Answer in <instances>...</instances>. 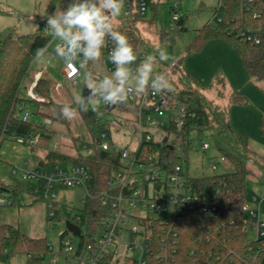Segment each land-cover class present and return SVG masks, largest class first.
Listing matches in <instances>:
<instances>
[{
  "label": "rangeland",
  "instance_id": "1",
  "mask_svg": "<svg viewBox=\"0 0 264 264\" xmlns=\"http://www.w3.org/2000/svg\"><path fill=\"white\" fill-rule=\"evenodd\" d=\"M72 0H57L52 12H47L50 0H0V38L8 35L20 36L32 34L40 24L47 25V17L55 12L57 8L66 9ZM132 11L135 12L136 0H132ZM178 4L176 16L178 20L185 19V27L187 31L180 33L176 38L171 49L165 48L169 59L160 60L159 51L161 44L159 43V35L162 31L170 30L174 27L176 21L174 17V5ZM146 10L139 22H127L126 20L116 18L113 23L116 29L123 33L124 30L130 29L131 37L138 36L141 44L137 46V60L132 67L133 69L139 65L141 60L153 55L157 58L155 71L163 73L167 76L169 82L173 86L172 95L179 91L191 92L200 96L204 100L209 113H218L226 118L230 126L234 129L244 132L250 140V150L245 154V160L242 165L249 171V180L245 185V195L247 199L256 197L264 200V186L259 178L258 167L253 155H257L256 146L258 142V134L256 128L250 126L247 122L246 128H239L233 121L231 115L234 109L230 111L227 108L228 101L233 95L242 93V87L247 83L252 85L262 96H264V80L250 81L243 80L242 84H238L245 74L241 70L235 55L232 53L228 45L223 41H212L207 43L202 49L193 53L187 51L188 46L193 41L197 32L208 22L212 23V18L218 6V0H145ZM128 0H124L121 16L125 15ZM149 20H152L149 22ZM37 26V27H36ZM125 35V34H124ZM58 38H54L51 42V50L58 42ZM50 44V45H51ZM50 50V51H51ZM46 57V56H45ZM44 59L35 62L29 68L34 72L37 68L42 69ZM62 66H64L63 61ZM172 62H176V68L170 69ZM61 63L57 57L52 58L48 65V71L52 76L56 77L57 82L61 84L60 92L62 96H53V102L62 107L65 104H70L77 108L75 97L82 96L85 89L84 67L81 71V77L77 79V84L63 80L59 74ZM63 70V68H62ZM91 71L97 74L110 75L112 71L108 70L107 56L102 57L99 63L90 66ZM29 77L20 89V97H27V86ZM54 86V85H53ZM138 95V94H137ZM187 96L186 93L183 95ZM38 103L49 105L51 101L39 98ZM40 104L34 105L28 103L27 110L30 112L29 122L36 124L42 122L46 117L35 114L36 108L40 111L52 114L51 107H39ZM37 106V107H36ZM90 107L102 110L101 104L98 106L89 105ZM244 106L249 109H259L258 106L251 102H247ZM117 117L122 112L112 110L110 117ZM260 113V112H259ZM125 118L122 119L123 127L120 130L111 128L109 130V139L107 142L113 145L114 148L133 151L137 148V135L139 133L137 118L132 113H125ZM48 119V118H47ZM66 126L58 125V122H52L47 126L50 130L41 136L39 144L36 148H29L25 145L16 143L13 139L4 138L0 143V186H4L11 190V193H1L0 198L5 200L4 205H0V225H11L20 230L21 233L30 238H44L48 245L53 249L54 253L59 251L60 236L66 231L67 219L73 218L80 212L81 200L84 197V189L80 186H55L53 191L55 199H42L30 193L27 188L29 182L26 181L25 175L32 174L35 169H39L42 173L55 172L57 170L65 171L69 176L72 164L69 162L49 164L45 157L48 152H56L63 154L67 158H74L81 148L80 142L73 141L72 138L82 136L84 141L90 143L91 132L88 126L83 123L79 114L73 120H67ZM238 127V128H237ZM93 132H97L93 128ZM154 137H163L161 132L149 130ZM191 148L183 155H178L182 162L183 171L191 178H202L214 174L230 173L235 171V167L225 168L218 165L216 171L209 169V162H215L220 156L215 147V132L214 130L206 131L202 135L197 133L191 134ZM206 142L209 145L208 150L201 151L200 143ZM56 144V145H55ZM89 145V144H87ZM90 146V145H89ZM193 148V149H192ZM251 151V152H250ZM175 154V153H174ZM45 162V165L38 167L39 163ZM260 167L264 168V163L259 159ZM31 185V184H30ZM15 186V187H13ZM15 189V191H12ZM14 194H13V193ZM10 203V204H8ZM55 203V204H54ZM264 205V203H263ZM64 211H68V218L64 217ZM53 212V216L49 214ZM130 226L134 224L132 220H128ZM73 243L78 239L67 233L66 235ZM251 236V233L249 234ZM120 240L134 245L132 255L138 254L139 247L142 246V241L135 235L120 236ZM118 251L124 253V247L118 245ZM52 254H49L44 264H49V259ZM123 258V256H122ZM6 264H26L24 255L14 256ZM125 264V263H122Z\"/></svg>",
  "mask_w": 264,
  "mask_h": 264
},
{
  "label": "built area",
  "instance_id": "2",
  "mask_svg": "<svg viewBox=\"0 0 264 264\" xmlns=\"http://www.w3.org/2000/svg\"><path fill=\"white\" fill-rule=\"evenodd\" d=\"M222 1L218 0V6L212 18L213 22H208V26L214 27L220 22L218 10ZM177 5L175 2L174 21L178 20L175 13ZM132 7V0H128L125 17H130L134 13ZM135 7V13L143 16L146 10L145 0H136ZM239 11L241 14L249 16L250 21L254 22L255 25H243L238 31V36L245 42L254 45L264 43V0H240ZM44 34L52 35L51 30L47 29V25H44ZM53 40L52 35L51 42ZM104 47L108 70H114V65L108 58L112 42L107 38ZM81 68L79 64L70 66L64 64L63 79L76 84V78L80 76ZM33 87L29 88L27 98L40 102L41 100L33 93ZM60 87L61 84L55 82L54 89L59 92ZM100 104L102 109H107L109 106L103 102ZM114 109L122 112L119 115L121 117H117V113L113 117H110L109 114L100 116V121L104 124L105 129L96 135L97 149L113 152L119 157V168L107 182L110 191L102 195L110 203L112 210L99 221L97 230L84 244H81L79 240L80 236L86 235L85 227L81 224L80 212L73 220H70L67 219L69 212L64 211L66 222L77 226L80 229V234L75 236L67 231V233L74 235L78 241L73 243L66 234L61 240L57 253H54L50 247V254L52 255L49 264L198 263V258L206 254L198 246H201L202 243L211 242L212 230H218L217 233H221L236 223L235 220L231 219L228 222H221V226L218 228L212 227V224L220 219L228 190L219 186L196 190L190 184L191 177H188L181 167V158L177 160L176 164L170 165V161L163 158L158 150H151L150 148V145L159 144L169 148L177 157L183 155L185 149L188 151L191 148V141L178 136V133L181 132L187 120L196 118L195 112L189 111L187 105L172 94L167 92L154 94L151 90L147 91L146 94L137 95L133 93L126 103L113 106L110 111L108 109L107 111L111 113ZM127 112L132 113L137 118L139 130L138 145L133 151L125 148H114L107 142L111 128L122 129L121 118L124 119ZM29 117L30 112L24 106H16L12 112V118L24 124L29 122ZM41 123L48 126L51 121L45 118ZM149 130L161 132L164 136L154 137ZM41 136L40 133H32L27 136L16 137L14 141L29 148H36ZM208 148L209 145L206 142L200 143L201 151H206ZM92 152L93 148L82 143L77 154L89 156ZM218 165L225 168L233 166L227 157L219 156L215 162H209V169L216 171ZM25 179L31 184L32 195L45 200L55 199L53 191L55 186L82 187L85 193L81 205L84 198L89 196L87 190L89 173L83 166L72 165L69 176L65 171L57 170L42 173L39 169H35L32 174H26ZM4 204L5 200L0 198V205ZM232 205L244 223L245 243L253 246L256 250H260L261 254L264 255L263 199L246 198L241 204ZM52 216L53 212L49 214V217ZM190 219L196 223L194 244L198 248H192L188 251L187 258L192 259L191 263L188 261L178 263V230L183 222ZM128 220H132L134 224L129 226ZM250 233L251 236H249ZM122 234L135 235L141 239L142 246L139 247L138 254H131L134 245L121 241L120 236ZM118 245L124 247V253L118 251ZM229 253L237 260L234 261V264H260L257 261L258 253L254 255L253 259L242 257L233 251ZM208 256L210 257V253ZM216 261L219 263L221 257L216 255Z\"/></svg>",
  "mask_w": 264,
  "mask_h": 264
},
{
  "label": "trees",
  "instance_id": "3",
  "mask_svg": "<svg viewBox=\"0 0 264 264\" xmlns=\"http://www.w3.org/2000/svg\"><path fill=\"white\" fill-rule=\"evenodd\" d=\"M56 1L50 0L47 12L54 10ZM239 6L240 0H223L218 10L220 22L214 27L207 24L203 26L188 46L187 51L195 53L208 41L222 40L230 46L248 77L255 81L264 80V43L254 45L245 42L238 36V31L243 25H255L254 22L250 21L249 16L240 13ZM119 18L127 22H139L141 20V16L135 12L130 17L120 15ZM181 19V26H177L178 20L174 23L172 29L160 33L159 43L161 44V50L165 48L171 49L175 38L180 33L187 31L185 19ZM44 25L40 24L32 34L17 37L8 35L0 38V143L5 137L14 140L16 137L27 136L32 133L43 135L47 130H50L42 123L34 125L28 122L24 124L12 118V112L16 106H25L28 103H33L34 105L40 104L39 107H51L52 114L44 113L38 108H36L35 114L48 118L51 123L58 122V125L66 126V129L68 127L66 119L60 112V105L53 102L49 80L40 78L33 87L35 96L46 99L48 102L51 101L49 105L41 104L28 98L24 99L19 95L29 68L36 61L34 59L36 50L45 46L48 49L51 42L52 35L44 34ZM123 34L127 38L128 36L131 37L130 29L124 30ZM128 41L133 46L134 52H136L137 46L141 44L138 36L132 39L128 38ZM105 56L106 50L104 47L102 49V57L105 58ZM99 62L100 60L94 63L89 62L84 69L87 72L96 73L90 70V66ZM172 63L173 65L170 69L176 68L177 63ZM184 93L187 94L186 97L183 96ZM82 96H84V93ZM173 96L183 101L187 105L188 110L196 114L195 119L186 121L178 136L191 141L192 133L202 135L207 130H214L216 150L220 156L227 157L235 167V171L230 173L214 174L202 178H190V184L196 190L216 186L224 187L228 190L225 196L224 207L220 213V219L212 224L214 229L221 226V222H228L231 219L236 221L234 226L227 227L224 232L217 233L218 230H212L213 236L211 242L202 243L201 246H198L206 254L198 258V263L195 264H234V261L237 260L229 253L230 251L251 259L258 253L257 261L260 264H264V255L261 254L260 250H256L253 246L245 243L246 237L243 233L244 223L232 205H239L246 199L245 185L249 180L250 173L243 167L242 162L245 160V154L248 151L247 136L233 129L221 114L215 112L209 113L204 100L200 96L184 90L177 92ZM76 107L79 110V106L77 105ZM108 114L110 112L107 109L96 110L90 106H88L87 111H79V116L91 132V140L87 144L93 148V152L89 156L77 154L74 158L70 159L63 154L51 151L45 157V160L49 164L69 162L72 165L83 166L88 170L89 181L87 190L89 196L84 198L80 209L81 224L85 227L86 231L85 236L79 237L81 244L89 241V237L97 230L99 221L112 210L110 203L102 195L110 191L107 182L119 168V157L113 152H104L96 147V135L99 131L105 129L104 124L100 121V116ZM93 128L97 131L96 133L93 132ZM70 138L73 141L86 144L82 136L77 138H72L71 136ZM150 148L151 150H158L163 155V158L170 161V165L176 164L180 158L175 156L166 146L154 144L150 145ZM186 152L187 149L184 151V157ZM42 163L44 166L45 162L43 161ZM6 187L0 186V194L11 193V190ZM27 190L31 193L30 184ZM12 191H15V189H12ZM195 229L196 223L193 219L181 224L177 239L178 263L185 261L192 262V259H188L187 256L190 249L198 248L194 244ZM66 234L67 232L60 236V243ZM50 253L51 248L46 239L30 238L21 233L16 227L7 224L0 225V264L8 263L16 255H24L26 257V264H44ZM209 253L210 257L208 256ZM216 255L221 257L219 263L216 261Z\"/></svg>",
  "mask_w": 264,
  "mask_h": 264
},
{
  "label": "clouds",
  "instance_id": "4",
  "mask_svg": "<svg viewBox=\"0 0 264 264\" xmlns=\"http://www.w3.org/2000/svg\"><path fill=\"white\" fill-rule=\"evenodd\" d=\"M123 3L124 0H72L66 9L57 8L47 17V29L59 40L54 55L66 66L79 64L83 68L89 62L99 61L106 38L112 42L108 58L114 65V71L110 75L84 73L89 94L75 97L79 110L70 104L60 108L67 120L75 119L79 111H87L89 105L98 106L103 102L116 106L126 103L133 93L146 94L151 90L159 94L173 90L167 76L155 71L156 56L148 55L137 67H130L137 60V55L126 35L113 23L120 16ZM46 53V46L38 48L34 59L40 61ZM159 59L167 60L169 57L160 50Z\"/></svg>",
  "mask_w": 264,
  "mask_h": 264
},
{
  "label": "crops",
  "instance_id": "5",
  "mask_svg": "<svg viewBox=\"0 0 264 264\" xmlns=\"http://www.w3.org/2000/svg\"><path fill=\"white\" fill-rule=\"evenodd\" d=\"M214 41H222V40H214ZM210 42H212V41H208L207 43H210ZM207 43H205L203 45V47ZM52 45L53 44H51L48 47V49H47V53L45 54L46 57L44 56L45 57V61L43 62V65L42 64L39 65V66L42 67V69H38L37 68L34 72L29 71L30 69L28 70L26 78L29 77L30 81H29V84L27 86V92H28V90H29V88L31 86H35L36 82L40 78H43V79L49 80V82H50L51 91H52V97L56 96V95L62 96L60 90H59V92L56 91L54 89V86H53L55 84V82H57L56 77L52 76V73L47 70L48 69V65L50 64L52 58L56 57L54 55V49H55L56 45L51 50V46ZM228 47L230 48L229 45H228ZM231 51H232V49H231ZM232 53L234 54L233 51H232ZM235 57H236V55H235ZM236 59H237V57H236ZM58 61L61 63V66H60L58 71H59V74L61 75V78L63 79V76H62V68H63L62 62H61V60L59 58H58ZM35 62H38V61H35ZM237 62L239 64L241 70L245 74V78H243L240 82H238V84L239 85L242 84L243 80H247V78L250 81H252L253 79L248 77V75L246 74V72L242 68V66H241V64H240L238 59H237ZM107 63H108V61H107ZM81 71H82V68L80 69V76H78L76 78V84H77V79L81 77ZM26 78H25V80H26ZM25 80H24L23 84L25 83ZM241 90H242L243 94L236 92V94H238V95L231 96V98L228 101L227 108L230 109V111H232L234 109V113L231 115V121H233L237 126H239V128H246L247 122L250 123V126H254L256 128V135L258 134L257 139L259 141L261 140V142H258V144H257L258 146H256V151H254V152H257V155H255V156L253 155V158L256 160V166L258 167L257 174L259 175V178L261 179V181L263 183V186H264V168L260 167V164H259V159L264 163V96H262L252 85L247 84V83L242 87ZM24 99H27V97L24 98ZM247 102L248 103L249 102L253 103L254 105L258 106L259 109L256 108V110L254 109V111L249 109L247 106H244L245 104H247ZM27 107H28V104H26L24 106L25 109H27ZM39 123H41V122H38V123H36L34 125H37ZM237 131H239V130L237 129ZM239 132H241L244 135H246L242 131H239ZM246 136L248 138V148L250 150V140H249L248 135H246ZM263 203H264V200H263Z\"/></svg>",
  "mask_w": 264,
  "mask_h": 264
},
{
  "label": "water",
  "instance_id": "6",
  "mask_svg": "<svg viewBox=\"0 0 264 264\" xmlns=\"http://www.w3.org/2000/svg\"><path fill=\"white\" fill-rule=\"evenodd\" d=\"M182 25V19L179 20V22L177 23V26H181ZM89 94V90L85 87L84 89V96H87ZM113 108V106L109 105L108 106V111H110ZM43 163H39L38 167H42ZM66 231L74 234L75 236H79L80 234V229L77 226L72 225L69 222H66Z\"/></svg>",
  "mask_w": 264,
  "mask_h": 264
}]
</instances>
